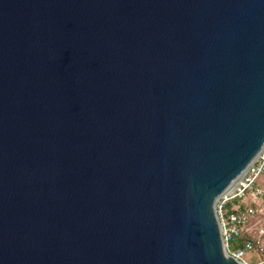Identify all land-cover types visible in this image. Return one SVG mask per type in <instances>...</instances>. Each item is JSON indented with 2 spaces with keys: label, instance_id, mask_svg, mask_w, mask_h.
I'll return each mask as SVG.
<instances>
[{
  "label": "water",
  "instance_id": "95a60500",
  "mask_svg": "<svg viewBox=\"0 0 264 264\" xmlns=\"http://www.w3.org/2000/svg\"><path fill=\"white\" fill-rule=\"evenodd\" d=\"M263 151L264 0H0V264H241Z\"/></svg>",
  "mask_w": 264,
  "mask_h": 264
},
{
  "label": "built area",
  "instance_id": "2783aa9c",
  "mask_svg": "<svg viewBox=\"0 0 264 264\" xmlns=\"http://www.w3.org/2000/svg\"><path fill=\"white\" fill-rule=\"evenodd\" d=\"M232 201L237 203L229 206ZM215 212L225 254L241 264H264V151L235 189L217 201ZM243 235L248 239L235 249L236 239ZM248 253L261 260L248 262Z\"/></svg>",
  "mask_w": 264,
  "mask_h": 264
},
{
  "label": "trees",
  "instance_id": "16d2710c",
  "mask_svg": "<svg viewBox=\"0 0 264 264\" xmlns=\"http://www.w3.org/2000/svg\"><path fill=\"white\" fill-rule=\"evenodd\" d=\"M237 202L236 201H232L229 206H233L235 205ZM248 239L247 235H243L241 237H239L238 239H236V242H235V249L241 247L244 245L245 241Z\"/></svg>",
  "mask_w": 264,
  "mask_h": 264
},
{
  "label": "rangeland",
  "instance_id": "374dc122",
  "mask_svg": "<svg viewBox=\"0 0 264 264\" xmlns=\"http://www.w3.org/2000/svg\"><path fill=\"white\" fill-rule=\"evenodd\" d=\"M245 260H247L248 262H253V263H256L258 261H260V257L256 254H251V253H248L247 256L245 257Z\"/></svg>",
  "mask_w": 264,
  "mask_h": 264
}]
</instances>
